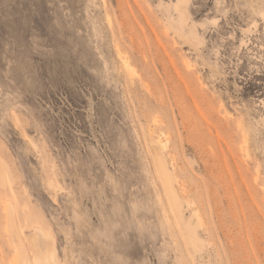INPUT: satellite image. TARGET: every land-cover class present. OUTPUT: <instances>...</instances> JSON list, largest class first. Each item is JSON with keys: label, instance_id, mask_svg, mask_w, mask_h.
I'll return each mask as SVG.
<instances>
[{"label": "rangeland", "instance_id": "374dc122", "mask_svg": "<svg viewBox=\"0 0 264 264\" xmlns=\"http://www.w3.org/2000/svg\"><path fill=\"white\" fill-rule=\"evenodd\" d=\"M51 254L264 264V0H0V264Z\"/></svg>", "mask_w": 264, "mask_h": 264}, {"label": "bare ground", "instance_id": "6f19581e", "mask_svg": "<svg viewBox=\"0 0 264 264\" xmlns=\"http://www.w3.org/2000/svg\"><path fill=\"white\" fill-rule=\"evenodd\" d=\"M127 69H130L131 67H129L128 65H124ZM164 148L162 147H158L155 148V155H154V158H155V161H156V164L158 165V167H161V174H162V180H163V183H164V186H165V189H166V192L168 191L171 199L173 202H177V195L176 193L173 191V189L171 188V185H170V179H169V175L165 169L166 166V162L164 160ZM171 201V202H172ZM172 205V204H171ZM52 261H54V255L51 254L49 255L47 258H45L43 260L44 264H52Z\"/></svg>", "mask_w": 264, "mask_h": 264}]
</instances>
